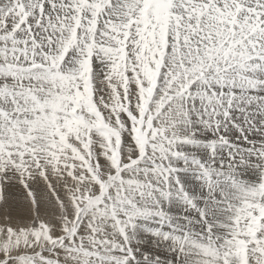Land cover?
<instances>
[{
  "label": "snow or ice",
  "instance_id": "snow-or-ice-1",
  "mask_svg": "<svg viewBox=\"0 0 264 264\" xmlns=\"http://www.w3.org/2000/svg\"><path fill=\"white\" fill-rule=\"evenodd\" d=\"M0 264H264V0H0Z\"/></svg>",
  "mask_w": 264,
  "mask_h": 264
}]
</instances>
